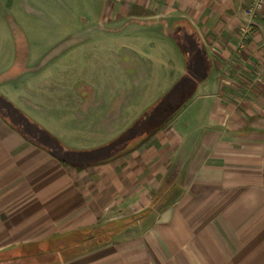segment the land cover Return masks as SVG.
Segmentation results:
<instances>
[{
    "label": "crops",
    "instance_id": "0c3cea01",
    "mask_svg": "<svg viewBox=\"0 0 264 264\" xmlns=\"http://www.w3.org/2000/svg\"><path fill=\"white\" fill-rule=\"evenodd\" d=\"M128 3L199 34V115L181 120L192 100L143 143L125 62L111 97L76 52L23 41L0 69V264H264L262 24L242 41L246 0Z\"/></svg>",
    "mask_w": 264,
    "mask_h": 264
},
{
    "label": "rangeland",
    "instance_id": "374dc122",
    "mask_svg": "<svg viewBox=\"0 0 264 264\" xmlns=\"http://www.w3.org/2000/svg\"><path fill=\"white\" fill-rule=\"evenodd\" d=\"M142 10L128 0H0V69H15L12 55L23 41L39 57L72 51L80 71L90 65V84L107 85L108 95L115 97L125 62L127 99L142 111L137 117L142 140L192 100L180 117L197 118L199 96L205 93L199 94L196 83L207 63L198 54L203 48L199 34L184 18L151 20V11Z\"/></svg>",
    "mask_w": 264,
    "mask_h": 264
},
{
    "label": "built area",
    "instance_id": "2783aa9c",
    "mask_svg": "<svg viewBox=\"0 0 264 264\" xmlns=\"http://www.w3.org/2000/svg\"><path fill=\"white\" fill-rule=\"evenodd\" d=\"M258 21L264 28V0H246L244 22L240 27L242 41H245L250 36H253L256 28L258 26L260 27L257 23Z\"/></svg>",
    "mask_w": 264,
    "mask_h": 264
},
{
    "label": "trees",
    "instance_id": "16d2710c",
    "mask_svg": "<svg viewBox=\"0 0 264 264\" xmlns=\"http://www.w3.org/2000/svg\"><path fill=\"white\" fill-rule=\"evenodd\" d=\"M157 130L158 129L154 130L152 133L147 134V136L144 137V140L142 142L143 143L147 142L152 137V135L155 134V132ZM150 212H151V209H149L148 211H146L142 214L132 216V217L125 219L123 221H115V222H111L110 224H108L105 228V231H106L105 233H108L110 236L107 237L106 240L102 241L103 244L107 243L111 239V236L113 234L118 233L122 229H124L130 225L136 224L137 222L145 219Z\"/></svg>",
    "mask_w": 264,
    "mask_h": 264
}]
</instances>
